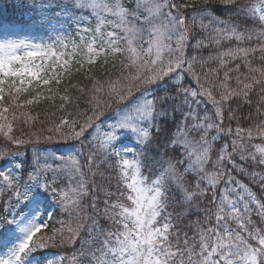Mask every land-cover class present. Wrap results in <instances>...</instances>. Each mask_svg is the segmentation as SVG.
Here are the masks:
<instances>
[{"label":"snow or ice","instance_id":"6c2138e0","mask_svg":"<svg viewBox=\"0 0 264 264\" xmlns=\"http://www.w3.org/2000/svg\"><path fill=\"white\" fill-rule=\"evenodd\" d=\"M41 8L86 16L76 21V38L0 40V135L17 146L92 139L86 156L49 153L41 164L37 154L16 164L24 183L0 170L28 209L20 221L5 219L15 227L0 264H61L64 257L43 253L77 239L74 264H264V195L236 178L264 193V0H47ZM101 60L118 71L87 77L86 93L78 87L88 107L76 119L62 117L27 141L12 135L13 121L36 119L16 111L42 98L34 82L59 86L73 64L91 72ZM30 89L36 95L18 103ZM6 157L0 151V161ZM97 192L103 197L89 199L86 217L82 201ZM49 193L74 223L46 235L39 213Z\"/></svg>","mask_w":264,"mask_h":264},{"label":"trees","instance_id":"16d2710c","mask_svg":"<svg viewBox=\"0 0 264 264\" xmlns=\"http://www.w3.org/2000/svg\"><path fill=\"white\" fill-rule=\"evenodd\" d=\"M41 0H26V6L21 7V0H15V6H13V0H2L0 2V20H17L19 18H23L26 15H30L31 19H37V20H44L41 19V17H47L50 13L54 12L55 9H52L51 11H46L41 8L43 3H40ZM203 35V33H201ZM209 51L211 49H206L203 52L204 56H207ZM78 67V65L73 64V71L70 75H65L62 83L57 86L55 82H53L50 85H40V87L36 86V83L34 82L32 85V88L36 89V91L42 92L43 96L39 100V102H34L31 105H24L23 108L17 109V116L19 117L20 112H24L25 110L30 113L31 116L36 118L34 122L30 124L24 123V118L19 117L20 121L22 122L21 127L19 128V132L17 134V138L28 140L31 133L36 132L40 133L41 128L47 129L48 127L52 126L53 124H59L62 117L68 118L69 120L76 119V113L78 111H83L88 107L87 101L84 99V95L87 92V88L90 87V81L87 79V77L90 76H102L105 71L109 72H117V69H113L112 62L109 60V63L102 66V60L98 61L97 64L92 65L91 72L86 71V69L89 67L88 65H85V69H81L80 71H76L75 69ZM243 70V69H242ZM59 71V69H58ZM77 86V87H73ZM78 87H85V93H80L78 91ZM51 89V91H48L47 89ZM64 89H67L68 91L65 92ZM36 91H33L30 89L27 93L22 94L19 97L18 103L24 104L26 100L32 99L33 96L36 95ZM57 91H59L60 95H67L69 96L71 100V104H64V102L60 99L59 95H56ZM49 96H55V99H48ZM7 100V97L5 98ZM79 101V103H77ZM64 104V108L61 109V105ZM201 110L204 108H208L209 111H211V105H205L201 104ZM247 111V109H245ZM71 114V115H69ZM11 119V116L9 117ZM17 121V120H16ZM15 121V122H16ZM233 127H235V122H233ZM66 130V129H65ZM47 135H53V133H49L47 131H44L42 133V136ZM87 136V133H86ZM83 139V138H82ZM92 137L89 136L88 139L83 140V144H81L80 141L69 139L67 141H61L59 139H54L53 141H46L43 138L40 140L39 144L35 143H25L23 145H19V147H11V146H3L0 151H3L7 154L5 161H0L1 164H7V163H14L15 165L20 163L21 161L25 162V164L28 163H34L36 160L37 154L42 158L40 160V163L43 164L45 162V159L47 157V154L51 153L54 156H59L63 154L67 150L76 149L77 153H83L84 156L87 155L88 149H89V140H91ZM37 149L39 152L37 153ZM137 151H140L141 149H136ZM48 164H51L53 168L56 167V164L59 163L57 161L56 163L53 162L52 159H47L46 161ZM83 162V161H82ZM114 163V161H110ZM106 165H102V169H106ZM32 169H28V171H31ZM21 176L23 178V182L27 180V176L23 174V170L20 169ZM147 174V173H145ZM52 174L48 173V176L50 177ZM106 176H109L111 178V189L112 191H115V184L116 179L114 176V173L111 169H107L105 172ZM238 180H241L243 183L248 184L250 188L256 193L257 197H260L264 195L256 186L252 185L249 180H247L244 177L237 176ZM97 182L99 183V178H97ZM74 186V185H73ZM60 187L65 188L67 187L66 182L62 178L60 181ZM93 191H96L93 189ZM50 198H55L50 195ZM99 198L103 197V192H97V196H90L89 198H86L84 201H82L83 205L87 207V216L92 215V211L90 208H88V202L89 199L93 201H97ZM100 207H103L102 203H100ZM60 206L55 210V212L51 215V220L54 218V221H57V218L60 214ZM48 211V210H47ZM86 216V217H87ZM195 216H192L191 219H195ZM49 223V222H48ZM56 229V227H50L45 231L46 235H49V233H52V230ZM50 250V249H49ZM68 255V254H67ZM67 261V258L65 259V263Z\"/></svg>","mask_w":264,"mask_h":264},{"label":"rangeland","instance_id":"374dc122","mask_svg":"<svg viewBox=\"0 0 264 264\" xmlns=\"http://www.w3.org/2000/svg\"><path fill=\"white\" fill-rule=\"evenodd\" d=\"M47 3V0H41L40 3ZM132 0H129V4H131ZM86 14H82L79 12H59V10L55 9L54 12L50 13L49 16H45L44 20L31 19L30 15H26L23 18H19L17 20H0V23H9L13 22L15 24L8 33L0 30V40L3 39H13V40H27L31 43H51L53 42L58 35H67L72 38L77 37L78 25L76 23L77 20H83ZM50 21V22H49ZM91 23L94 24V21ZM88 23L82 24L79 27H87ZM24 112H27L26 110ZM16 121V120H15ZM13 121V131L12 135L17 137L19 132V128L22 125L20 118L15 122ZM15 146L19 147L15 144H12L11 141L6 140L2 135H0V149L3 146ZM130 147H135L134 144H129ZM77 150H67L63 153V155L68 154H76ZM9 164V163H7ZM0 163V170L8 171L11 170L10 174L20 176L21 182H23V178L20 173V169H17L14 163H10L9 165ZM7 165L6 167H4ZM4 167V168H1ZM27 180H25L26 182ZM41 181L44 182V177H41ZM23 190V189H21ZM51 195V193H49ZM58 204L56 202V198H50L44 208L41 209L39 213V220L43 221L47 224V228L42 229V233L45 234V231L52 227L60 228L61 221H64L65 224L68 222H73V216H70L68 213H65L62 208H60V214L57 218V221H54V218L51 220V215L58 208ZM85 207L84 215L87 216V207ZM48 210V211H47ZM28 209L25 207V203L21 202L19 204L16 203V198L10 195V191L4 186L2 182H0V257H3L6 252V245L11 238V232L9 228H14L15 225H6V220H17L20 221L23 219V213H26ZM49 222V223H48ZM41 233H38L39 236ZM52 233H49L51 235ZM67 235V233H65ZM81 236H85L84 232H81ZM80 239H77L75 245L65 246L61 244L59 240L57 241L56 247H49V249L45 250L44 255L51 256L52 258H57L58 256L64 257L61 264H74L72 259L74 255V249L78 248L80 245ZM68 254V255H67ZM67 261L65 263V259Z\"/></svg>","mask_w":264,"mask_h":264}]
</instances>
